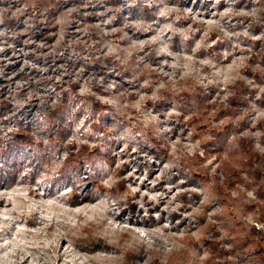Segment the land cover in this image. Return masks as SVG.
<instances>
[{"label": "rangeland", "instance_id": "obj_1", "mask_svg": "<svg viewBox=\"0 0 264 264\" xmlns=\"http://www.w3.org/2000/svg\"><path fill=\"white\" fill-rule=\"evenodd\" d=\"M0 106V264H264V0H0Z\"/></svg>", "mask_w": 264, "mask_h": 264}, {"label": "trees", "instance_id": "obj_2", "mask_svg": "<svg viewBox=\"0 0 264 264\" xmlns=\"http://www.w3.org/2000/svg\"><path fill=\"white\" fill-rule=\"evenodd\" d=\"M5 106L6 105H4L2 107L4 108ZM59 108H60L59 105L55 106L53 109H51L52 111L46 117L47 120L49 122H51L49 127L45 128V130L47 131V135L48 136L51 135L52 131H55V133H58V134L63 132V128H61L60 126L54 125V124H57V122L59 121V118L62 117V115H61L62 111L58 110ZM94 110L97 111V110H100V108H96ZM95 123H98V122H95ZM102 131H107V128L103 127ZM33 139L34 138L32 137V134L24 132L23 130H21V132H17L16 131L15 133H12V135L10 137L7 138L6 142H4V147L8 151H10L9 153L11 155L13 152L21 151L22 149L20 150L19 148L24 147V145L35 143V141ZM17 147H18L19 150H17ZM98 152H99V149H97L96 147H89V146H86V145H82L81 148H79L76 152H73V151L71 152L70 151L68 153L67 158H69L71 160L67 159L66 160V164L68 165V163H70V162L71 163H75V162L76 163H84L85 161H88V160L82 161L81 160L82 158L89 159L92 155H94V154H96ZM104 157H106L107 159L111 158V156L110 157L109 156H104ZM8 162L10 164H8L7 166L15 167L14 169H16L18 167V163L15 160H8ZM11 169H13V168H11ZM9 172L13 173V172H15V170H12V171L9 170ZM72 195L75 198L81 197L82 199H88V197H89V194H80V195L77 194L75 189H73ZM90 245L91 246H87L86 245V247L93 248V250H97V249L104 248V247L105 248L110 247L106 243H104V241H102V240L94 241V243L90 244ZM141 248L142 247H139L137 250H130L131 254L128 253L129 251H127L126 252L127 253V257H129V258H131V260H133V258H138V257L143 256V251H141L142 250ZM178 251H180V250L171 251V253L169 255H167L166 262L168 263L170 257L173 254H175L176 252H178ZM263 261H264V259H263ZM161 264H165V263L161 262Z\"/></svg>", "mask_w": 264, "mask_h": 264}]
</instances>
